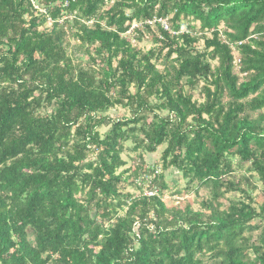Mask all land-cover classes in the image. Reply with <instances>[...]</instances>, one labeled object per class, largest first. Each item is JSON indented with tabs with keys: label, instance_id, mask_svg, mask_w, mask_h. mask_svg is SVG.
Returning <instances> with one entry per match:
<instances>
[{
	"label": "trees",
	"instance_id": "trees-1",
	"mask_svg": "<svg viewBox=\"0 0 264 264\" xmlns=\"http://www.w3.org/2000/svg\"><path fill=\"white\" fill-rule=\"evenodd\" d=\"M37 2L0 0V264H264V0Z\"/></svg>",
	"mask_w": 264,
	"mask_h": 264
},
{
	"label": "rangeland",
	"instance_id": "rangeland-1",
	"mask_svg": "<svg viewBox=\"0 0 264 264\" xmlns=\"http://www.w3.org/2000/svg\"><path fill=\"white\" fill-rule=\"evenodd\" d=\"M30 3L33 5L34 9H38L40 11H42V6L41 4H39L37 2V0H29ZM64 20H68L69 22L72 21L71 17L68 16H64L61 17L59 19V24H62V22ZM163 24L166 25V22H164ZM72 25V24H71ZM51 23L47 22V24L45 25V28L48 29L50 28ZM44 28H39V30H43ZM66 29V28H65ZM135 29L140 30L141 27L138 26L137 24H132L130 26V29L128 30V32L124 35L128 40H130V44L133 47L136 48H141L143 51L148 50L149 48H151L153 46L152 44V34L156 33V28L154 26L151 27V31L152 32H146L145 30H143L141 32L142 37L138 36V34L135 32ZM184 30V29H183ZM68 31V29H67ZM70 32L68 33L67 37H66V41H65V48L66 51L68 53L69 56L72 57L73 62L78 63V59H85V55L83 54V52H80L79 49H77V42L72 39V36H70ZM234 50V49H232ZM234 56H236V54L234 53ZM158 68H161V65L158 64ZM234 73L237 72V67L234 68ZM240 77V76H239ZM194 98H199L198 96V92L196 91L194 93ZM129 110L126 109H121V108H116V110L111 111L110 113H108L109 118L112 119H116V118H121V117H128L129 116ZM107 128L106 127H102L100 128V133H103ZM129 148H131L130 143H126L123 147V153L121 155V158L126 162V166L123 169H120L118 172H120L121 170H129L128 173L125 175V177H129L128 179V184L125 185L123 187V191L124 193H128V194H132V196H136L139 195V192L142 191L144 196L147 195L149 192L147 190V186L150 182V180H146V182H144L145 185H142L143 188L140 191H137V189L135 188L134 185H131L130 182L134 181V177H132V172L131 169L138 163V159H136V157L134 156L133 153L130 152ZM160 155H161V150H157L156 153L154 154H144L142 160L144 161V163L146 164V166H151L153 168H156V170L158 172H160V167H161V163H160ZM171 174H167L166 175V183L168 186H170L171 188L169 190H167V194H165L164 200L167 202V204H171V202L173 203H180L181 206L188 204L191 206L192 210H199L200 206H199V201L201 199L205 200L207 199V193L208 190L205 189H201V191L199 192V197L200 198H194V195L192 193H187L185 192L184 189V184L183 182L180 180L179 177H177L175 170H171L170 171ZM139 181H137L138 183H136V185H141L140 183V179H138ZM258 190L256 191V193L254 194V201L257 205L261 204L263 202L262 196H261V186L260 184H258ZM179 190L180 194H176L175 192ZM154 192V191H153ZM258 233V231H256L253 235L256 236V234Z\"/></svg>",
	"mask_w": 264,
	"mask_h": 264
},
{
	"label": "built area",
	"instance_id": "built-area-1",
	"mask_svg": "<svg viewBox=\"0 0 264 264\" xmlns=\"http://www.w3.org/2000/svg\"><path fill=\"white\" fill-rule=\"evenodd\" d=\"M153 195H154L153 192H149V193L147 194V196H153Z\"/></svg>",
	"mask_w": 264,
	"mask_h": 264
}]
</instances>
